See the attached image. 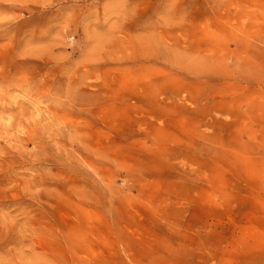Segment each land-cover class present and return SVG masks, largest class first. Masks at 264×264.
Here are the masks:
<instances>
[{
  "label": "rangeland",
  "instance_id": "374dc122",
  "mask_svg": "<svg viewBox=\"0 0 264 264\" xmlns=\"http://www.w3.org/2000/svg\"><path fill=\"white\" fill-rule=\"evenodd\" d=\"M0 264H264V0H0Z\"/></svg>",
  "mask_w": 264,
  "mask_h": 264
}]
</instances>
